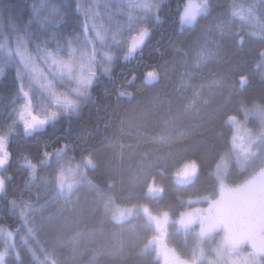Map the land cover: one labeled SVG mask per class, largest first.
Listing matches in <instances>:
<instances>
[{
  "label": "rangeland",
  "instance_id": "374dc122",
  "mask_svg": "<svg viewBox=\"0 0 264 264\" xmlns=\"http://www.w3.org/2000/svg\"><path fill=\"white\" fill-rule=\"evenodd\" d=\"M12 1L13 5H6L0 0V193L8 171V132L17 128L29 135L60 116L77 115L90 99L96 77L109 74L120 58L130 57L145 44L149 32L146 27L168 0ZM204 13V7L189 0L182 10L181 23L194 25ZM206 21L205 31L198 35L186 62L164 68L166 78L179 72L176 92L181 93V101L191 98L178 122L197 114V105L208 103L203 101V93L212 95L213 90L224 87L212 81L196 85L203 77L211 78L213 68L222 64L219 45L223 40L232 36L264 46V0H221ZM213 22L217 25H211ZM255 66L264 75V53ZM232 124L231 151L238 158L229 156L216 167V195L206 199L207 207H190L174 218L167 212H151L146 206L116 210L118 223L140 213L152 225L149 254L156 255L158 264H264V230L258 219L224 217V203L229 196L264 188V113L256 108L245 109L242 118ZM164 127V133L156 136L150 148L151 157L160 161L167 158H158V154L171 148L177 134L175 126ZM136 151L126 148L124 162L116 168L121 173L125 165L132 172L127 182L132 187L152 175L153 169V164L147 163L149 156L143 157L135 169L134 165L127 166ZM238 159L240 170L248 169L249 174L230 184L227 172ZM195 173L196 166L187 164L179 170L177 180L182 183ZM45 174L38 205L17 208L21 230L11 234L1 229L0 264H18L13 259L16 252L19 264H62L55 247L61 244L74 256L73 247L86 246L82 234L76 231L78 219L86 212H100L102 219L109 213L105 200L95 196L81 167L70 157L56 159ZM158 190L147 186L149 194ZM80 207L83 210L75 212ZM254 208L259 206L242 208L240 213L251 216ZM135 227L131 224L125 229L134 232ZM58 235L68 237L61 242Z\"/></svg>",
  "mask_w": 264,
  "mask_h": 264
},
{
  "label": "trees",
  "instance_id": "16d2710c",
  "mask_svg": "<svg viewBox=\"0 0 264 264\" xmlns=\"http://www.w3.org/2000/svg\"><path fill=\"white\" fill-rule=\"evenodd\" d=\"M3 1L6 5L14 4L12 0ZM188 1L168 0L160 5L146 27L149 32L145 44L130 57L120 58L109 74L96 77L90 99L77 115L60 116L29 135L17 128L8 132L9 160L0 193V231L5 228L12 234L21 230L17 208L38 205L45 173L56 159L64 156L81 167L84 180L95 196H102L109 213L102 219L100 212H86L78 219L76 231L82 234L86 246L73 247L74 256L61 244L55 247L62 264H158L156 255L149 254L152 225L140 213L118 223L116 210L146 206L151 212H167L174 218L190 207H207L206 199L216 195V167L229 156L238 158L231 151L233 127L229 121L242 118L245 109L256 108L264 113V75L255 66L264 46L256 42L247 44L246 40L232 36L222 39V64L213 68L211 78L204 80L201 76L196 85L212 81L224 87L213 90L212 95L203 93V101L208 103L195 105L198 113L178 122L191 98L181 101V93L176 92L179 72L166 78L164 68L186 62L198 35L208 24L206 18L221 0H194L204 7L205 13L191 26L181 23V13ZM164 125L175 126L177 134L171 148L158 154V158H167L160 161L152 158L150 151L156 136L164 133ZM128 147L137 151L127 166L134 165L135 169L145 156L150 158L147 163L153 164L152 175L133 187L127 184L132 172L125 165L121 173L116 170L124 162ZM235 162L226 176L230 184L249 174L248 169L240 170L239 159ZM187 164H194L196 173L181 183L178 173ZM149 185L159 192L149 194ZM131 224H136L134 232L125 229ZM44 233L48 235L47 228ZM67 237L57 236L61 242ZM49 245L53 248L51 242ZM13 255L14 262L19 264V254Z\"/></svg>",
  "mask_w": 264,
  "mask_h": 264
},
{
  "label": "flooded vegetation",
  "instance_id": "af4514ba",
  "mask_svg": "<svg viewBox=\"0 0 264 264\" xmlns=\"http://www.w3.org/2000/svg\"><path fill=\"white\" fill-rule=\"evenodd\" d=\"M184 182H186V180ZM229 197L230 198L224 203L226 214H224V217L226 219L244 221V219L248 220L257 218L259 226L264 230V214L262 213V211H264V188H261L260 190H248L242 195ZM255 205L259 206V208H254L253 212H251V216L246 217L244 214L240 213V209H252ZM260 212L261 214L259 216L255 215Z\"/></svg>",
  "mask_w": 264,
  "mask_h": 264
}]
</instances>
